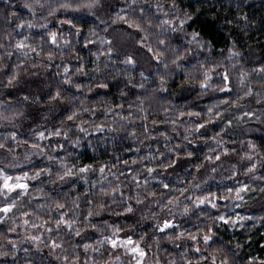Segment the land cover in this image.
<instances>
[{"label": "clouds", "instance_id": "clouds-1", "mask_svg": "<svg viewBox=\"0 0 264 264\" xmlns=\"http://www.w3.org/2000/svg\"><path fill=\"white\" fill-rule=\"evenodd\" d=\"M0 264H264V0H0Z\"/></svg>", "mask_w": 264, "mask_h": 264}]
</instances>
